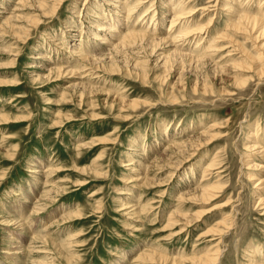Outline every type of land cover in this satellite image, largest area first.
Instances as JSON below:
<instances>
[{"label":"rangeland","instance_id":"obj_1","mask_svg":"<svg viewBox=\"0 0 264 264\" xmlns=\"http://www.w3.org/2000/svg\"><path fill=\"white\" fill-rule=\"evenodd\" d=\"M238 13L264 0H0V264H264V33Z\"/></svg>","mask_w":264,"mask_h":264},{"label":"bare ground","instance_id":"obj_2","mask_svg":"<svg viewBox=\"0 0 264 264\" xmlns=\"http://www.w3.org/2000/svg\"><path fill=\"white\" fill-rule=\"evenodd\" d=\"M23 2V1H22ZM27 2V1H26ZM135 8H137V7H135ZM40 10V9H39ZM181 13V12H180ZM2 14H5V13H2ZM181 14H183V12L181 13ZM181 14H176V16H180ZM146 15V14H145ZM234 15H236V14H234ZM237 16L238 17H235V19H236V21H235V23H234V21H233V27L235 28V29H238V30H243V31H245L247 28L249 29V33L251 34V33H253L254 31H260V30H258V29H261L262 31L260 32V33H264V16H262V17H256V16H251L250 14L248 15V14H242V13H238L237 14ZM182 17H186V15L185 16H182ZM175 19V18H174ZM173 23V22H172ZM242 23V26H244V28H242V26L240 25ZM9 24V23H8ZM41 24V23H40ZM174 24H175V22H174ZM184 24V23H183ZM43 25V24H42ZM184 27V26H183ZM246 28V29H245ZM111 29V28H110ZM175 29V28H174ZM109 30V29H108ZM196 30V29H195ZM194 30V32H188V33H195V32H198L197 30L195 31ZM202 30V29H201ZM201 30H200V32H201ZM237 30V31H238ZM110 31H113V33H116V32H114V30H110ZM178 31V30H177ZM189 31V30H188ZM236 31V30H235ZM242 31V32H243ZM171 32H172V30H171ZM184 33V32H183ZM203 33V32H202ZM244 33V32H243ZM257 33H259V32H257ZM207 34V33H206ZM209 34V33H208ZM227 34V33H226ZM246 34H248V33H246ZM254 34V33H253ZM252 34V35H253ZM116 35V34H115ZM170 35V34H169ZM188 34H186L185 36L186 37H188L187 36ZM190 35H194V34H190ZM189 35V36H190ZM200 35V34H199ZM261 35V34H260ZM174 36V35H173ZM223 36V35H222ZM226 36V35H225ZM247 36V35H246ZM251 35H249V37H250ZM262 36V35H261ZM134 37H141V38H146L147 36L146 35H144V34H140V33H136V32H128V34H126V36H125V38L123 39V41H127V40H129V39H131V38H134ZM227 37V36H226ZM258 37V36H257ZM99 38V37H98ZM248 38V37H247ZM253 38V37H252ZM179 39H182L183 40V38H179ZM192 39V38H191ZM222 39V38H221ZM250 40H252L251 38H249ZM256 39H258V38H256ZM181 40V42H184V41H182ZM248 40V39H247ZM122 41V42H123ZM178 41V40H177ZM162 42H167V43H170V42H168L167 40H162ZM180 42V41H179ZM176 43V42H175ZM178 43V42H177ZM255 43V42H254ZM171 44V43H170ZM211 44V43H210ZM213 44L214 43H212L211 45V48H209V49H211V50H213V48H215V46H213ZM216 44V43H215ZM242 47V46H241ZM259 47V46H258ZM264 47V46H263ZM131 48V47H130ZM242 49V51H243V53L246 55V56H248V57H250L251 59H253V60H256L257 59V57H256V59H255V57H252L250 54H247V51L244 49V47H242L241 48ZM264 49V48H263ZM262 49V50H263ZM239 50V49H238ZM260 50V49H259ZM210 51V50H209ZM174 54L175 55H182V56H187L186 54H183L182 52H177V51H175L174 52ZM243 54V55H244ZM263 56V55H262ZM261 56V58H263ZM188 57V56H187ZM244 57V56H243ZM258 58H260V57H258ZM166 60V59H165ZM192 60H194V59H192ZM252 60V61H253ZM258 61V60H257ZM263 61V60H262ZM261 61V62H262ZM253 64V63H252ZM63 70V69H62ZM137 104V103H136ZM134 106V105H133ZM209 140V139H208ZM198 148V147H197ZM259 181V180H258ZM260 182V181H259ZM260 184H264V181H261L260 182ZM260 187V186H259ZM215 189H217L216 187H214V188H210V189H208V190H206V193H205V195L204 196H206V195H210V197H212L213 195V193H211V192H214L215 191ZM203 196V197H204ZM212 199V198H211ZM212 212V211H211ZM180 216V215H179ZM221 240V239H220ZM215 249V248H214ZM219 250V249H218ZM218 250H216L214 253H211L210 252V254H208V255H204V256H202V257H197L196 258V260L195 261H197V264H218L219 262H220V259H221V256H222V254L221 253H218ZM160 255V254H159ZM152 258H159V261H157L159 264H168L169 262H168V258L167 257H165V256H158V253L157 254H155V252L152 254V256H151ZM150 257V255L149 256H146L145 258H147V259H150L151 258ZM155 260H157V259H154L153 261H155ZM194 261V262H195ZM168 262V263H167ZM185 262V261H184ZM169 264H178V261L177 260H172L171 261V263H169Z\"/></svg>","mask_w":264,"mask_h":264}]
</instances>
